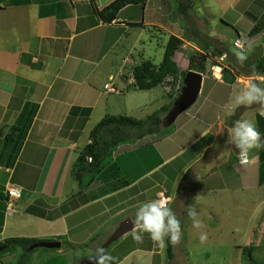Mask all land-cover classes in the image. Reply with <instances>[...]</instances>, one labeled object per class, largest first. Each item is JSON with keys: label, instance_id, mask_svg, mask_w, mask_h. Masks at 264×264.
Segmentation results:
<instances>
[{"label": "crops", "instance_id": "0c3cea01", "mask_svg": "<svg viewBox=\"0 0 264 264\" xmlns=\"http://www.w3.org/2000/svg\"><path fill=\"white\" fill-rule=\"evenodd\" d=\"M113 1L0 0V243L12 237L41 242L70 235L88 238L106 225L104 233L110 236L127 218L138 232L149 229L150 224L158 226L161 217L144 212L151 200L157 209L161 193L170 199L169 204L176 207L180 203L182 210L185 200L204 206L209 197L221 212L232 194L246 188L261 190L264 184V91L254 94L257 90H253L252 94L248 87L234 88L236 80L230 73L227 82L221 73V80L202 74L201 100L197 98L176 118L172 134L143 136L139 149L128 150L129 142L118 146L111 161L127 186L110 192L100 176L86 187L79 186L72 177L73 156L91 142L90 132L103 117L115 115L108 109L121 107L114 99L132 87V69L142 61L140 57L136 62L126 51L118 56L120 60L117 56L113 60L124 32L150 27L158 34L163 31L165 39L172 35L181 41L199 42L189 36L182 38L186 17L194 15L178 13L174 19L173 11L167 10L170 0H165L166 5L164 0H147L143 7L129 4L115 20L106 23L100 11ZM238 1L244 2L241 9ZM231 3L222 16L229 10L237 16L227 22L232 28L247 21L251 28L244 36L249 35L255 21L264 15V0ZM192 46L190 53L183 51L180 59L185 69L181 70H186L193 52L205 55L215 48L208 43ZM217 55L219 60L224 57ZM215 75L218 77V71ZM206 79L209 82L204 87ZM108 95L111 100L105 97ZM25 103L37 108L24 139H19L10 129L17 125ZM251 110L254 127L246 128V122L252 120ZM57 113V118L53 117ZM242 155L247 163L240 162ZM180 180H184V189L178 186ZM8 185L22 191L13 212L6 208ZM20 218L28 222L20 223ZM9 223L17 236L4 237ZM56 252L62 254L61 246ZM139 252L148 264L153 262L154 252L135 246L119 259L107 252L104 261L126 264ZM14 254H1L0 264L10 263L16 258Z\"/></svg>", "mask_w": 264, "mask_h": 264}, {"label": "rangeland", "instance_id": "374dc122", "mask_svg": "<svg viewBox=\"0 0 264 264\" xmlns=\"http://www.w3.org/2000/svg\"><path fill=\"white\" fill-rule=\"evenodd\" d=\"M184 1L187 0H170L171 7H168L167 10L173 11L174 16L172 17L174 19H177L176 15L178 13L183 16L186 12L187 15L192 12L194 16L189 15L186 17L183 30H187V36L190 39L199 40V37H202V41H181V46L178 45L175 52V60L178 61V66L181 69H185L180 59L182 54H185L183 51L187 52L186 50H188L190 53L193 49V44L208 43L209 45H214L217 50H220L224 57L219 60V55H217L214 49L209 50L211 54L203 51L205 57L208 58V61L205 62L206 71L204 75L213 74L214 76V73L217 71L220 73L221 70H218L220 67H210V62L213 61L212 63H217L227 68L229 72L231 70L230 75L236 80V83L232 87L241 90H247L248 87L249 90H252V94L253 90H257L254 91V94L259 91L263 92L264 82L258 79L263 78L264 80V76L260 77L254 72V61H258L264 56V31L257 34V36H244V32L251 28L247 21L242 20L236 23V27L234 26V28L228 25L227 22H233L237 16L230 10L227 11L224 17L222 13L225 11L226 6L232 4L233 0H194V3L190 0L192 3L191 9L186 11L181 9L180 6V3H186ZM163 2L166 5V1L164 0ZM238 2V7L241 9L244 2ZM179 9L182 11H179ZM149 29L151 28L144 27L125 31L113 51V60H116V56L120 60L118 56L123 51H126L136 62L141 57L143 61L150 60L155 65L159 64L162 61L167 39H165L163 31L158 34L156 31L153 32L152 29L149 31ZM196 33L197 35H195ZM137 36L138 40L135 42ZM237 37L241 39L246 37L249 41V45L244 52H241V50L235 48L233 45ZM208 82L209 80L206 79L203 82V86ZM202 93V91L199 93L200 98L202 97ZM122 94L124 95L117 96L114 99L116 104H120L121 107L118 109H108L110 114H115L113 116H127L141 120L154 113L166 102L167 104L170 103L166 89L161 85L146 91H138L130 87ZM105 97H109L111 100V95ZM255 112L258 111L256 110ZM250 114L252 120H248V124L246 122V128L254 127L253 110H251ZM58 115L59 113L53 117L57 118ZM174 123L171 127H173ZM172 129L174 128H170L167 133H170ZM150 135L145 136L148 137ZM236 135V132L233 133V137H236ZM140 140H129L128 144H131V146H129L128 150L135 147L139 149L142 146L138 143ZM147 147L150 146L148 145ZM82 149L73 158L76 156L75 159L77 160ZM116 151L113 154H116ZM132 155L136 157L135 152ZM120 176L123 178L121 174ZM184 180H180L178 185L182 189H184ZM149 181H145V184L147 182L149 184ZM187 197L192 198V194L188 193ZM207 198L209 201L205 202L204 206L197 205L191 201L193 199L186 198L188 200H185V210L180 209V203L176 207L175 203L169 204L167 208L168 212H165V210L159 211L156 209V204L155 206L153 205V200L148 201L146 204L149 207L144 214L149 213L153 218L161 217V220L157 223L158 226L148 223L150 224L149 229L134 232L136 228L130 233L125 234L126 236L114 241L106 250L102 248V245L109 237V233H104L109 225L100 227L88 238L76 237V235H70L67 238L61 236L56 238L59 240L56 242L61 244L62 254L57 253V249L37 247L33 248L27 254L25 261L20 262V264H98L97 261L102 252L105 251L106 254L112 251L114 259H119L123 254L129 252L133 246L140 249H149L154 252V259L151 264H248L250 259L243 248L250 246L252 248L248 251H251L250 257L252 261L257 264H264V184L261 190L246 188L243 191L232 194L224 202L223 206H220L221 212L218 205H216L217 202L213 203L212 201L214 200L212 198ZM170 210H173L172 215L169 213ZM23 220L25 219L20 218L18 222L24 223ZM25 221L28 222V220ZM174 222L179 223L180 226L175 225ZM11 223L4 229V237L18 235L13 230L14 226L10 225ZM167 236L171 238L173 243V258L171 260L167 258L164 252V243ZM46 240L50 241V239ZM27 251H29V248ZM14 252L17 253L14 254L16 258L11 259L10 263L7 264L19 262L22 251L17 249ZM158 252L161 253L158 254ZM142 257L143 254L141 252L133 253L126 264H138L142 262L148 264L147 258L142 259Z\"/></svg>", "mask_w": 264, "mask_h": 264}, {"label": "trees", "instance_id": "16d2710c", "mask_svg": "<svg viewBox=\"0 0 264 264\" xmlns=\"http://www.w3.org/2000/svg\"><path fill=\"white\" fill-rule=\"evenodd\" d=\"M146 2L147 0H114L100 11V17L104 22L110 23L116 19L118 12L123 7L129 4H139L143 7ZM184 2L186 3H180L181 9L184 11L191 9V1L187 0ZM181 9H179V11H182ZM183 16L186 17L187 12L184 13ZM136 26H138V24ZM262 31H264V15L255 21L253 28L249 32V36H253ZM183 33L182 38H186L188 33L187 30ZM195 35H197V33ZM200 38L202 39V37H199V41H201ZM180 44V38L172 35L169 36L165 43L162 61H160L159 64L155 65L150 60H142L132 69V87L135 90L146 91L161 85L166 89L167 97L170 98V103L162 106L157 111L141 120L127 116L108 115L103 117L91 130V142L82 149L73 165L72 177L79 183V186H88L91 182L96 180L98 176H100L99 178L104 184L109 185L110 192H114L127 186V181L121 178L119 169L111 161L113 152H115L118 146L127 143L129 140L140 139L148 134H156L160 137L169 133H167V131L172 127L162 128L161 120L167 113L171 103L178 96L185 73L188 70H192L204 74L206 71L205 62H207V57L197 51L193 52L192 55L188 57L186 70L180 69L175 60L176 48ZM204 48L207 49L208 47L206 48L203 46V49ZM215 51L217 54H222L220 50ZM215 66L221 68L222 79H225L227 82L230 73L229 70L217 63L210 62V67ZM254 72L259 76L264 75V56L258 61H254ZM231 80L234 82L233 79ZM36 108V105L29 103L24 104L18 117L17 125L10 129L12 130V136L17 135L19 139H24ZM8 139L9 137L7 136L6 140ZM16 146H18L17 142L15 144V147ZM263 154L264 152L262 153V159H264ZM2 199L3 198L0 195V200ZM50 242L56 241H44V243ZM37 243L43 242L29 238H8L0 243V247H4V249L0 251V255L6 252L11 253L14 252V250L19 249L22 251V256L20 257L19 262L17 261L15 264H20V262L25 261L27 254L32 251H27V249L31 245ZM172 244L171 238L167 236L164 243V252L170 260L173 258ZM250 248L252 247L248 246L243 248L244 252L247 253L250 259L248 264H257L253 262L250 257L251 251H248ZM104 260L105 251L100 254L97 263L103 264Z\"/></svg>", "mask_w": 264, "mask_h": 264}, {"label": "water", "instance_id": "95a60500", "mask_svg": "<svg viewBox=\"0 0 264 264\" xmlns=\"http://www.w3.org/2000/svg\"><path fill=\"white\" fill-rule=\"evenodd\" d=\"M202 77L203 76L201 73L192 70H188L185 73L182 79V87L180 88L178 96L171 103L167 113L161 120L162 128L170 127L180 114L188 110L195 103L202 88ZM133 228L134 224L132 223V221L129 218L125 219L107 238L105 243L102 245V248L106 249L114 241L133 230ZM60 246L61 244L59 242H43L31 245L29 247V251L37 247H43L47 249H58L60 248ZM3 248L4 247H0V250H2Z\"/></svg>", "mask_w": 264, "mask_h": 264}, {"label": "built area", "instance_id": "2783aa9c", "mask_svg": "<svg viewBox=\"0 0 264 264\" xmlns=\"http://www.w3.org/2000/svg\"><path fill=\"white\" fill-rule=\"evenodd\" d=\"M233 45L235 48L241 50V52H244L245 49L247 48V46L249 45L248 40L247 39H236L233 42ZM219 70H221V68H219ZM221 73V71H220ZM220 73L218 72V77H216L215 73H214V77L217 79H220ZM263 77V76H260ZM258 80L264 82L263 78H259ZM241 163H245L247 162V158L245 157V155L241 156L240 159ZM21 190L18 187H14V186H9L6 189V196H7V209H9L11 212L13 211V206L15 201H17L20 197H21ZM169 203V198L161 193L159 195V199L157 202V208L161 211V210H165L168 206Z\"/></svg>", "mask_w": 264, "mask_h": 264}, {"label": "clouds", "instance_id": "9594fccd", "mask_svg": "<svg viewBox=\"0 0 264 264\" xmlns=\"http://www.w3.org/2000/svg\"><path fill=\"white\" fill-rule=\"evenodd\" d=\"M238 36H239V35H238ZM236 39H241V38H240V37H237ZM236 39H235V40H236ZM243 39H247V38H246V37H243ZM235 40H234V41H235ZM247 40H248V39H247ZM248 43H249V41H248ZM215 67H217V66H215ZM263 76H264V75H263ZM247 162H248V160H247ZM247 162H245V163H247ZM9 186H11V185H8L7 187H9ZM14 187H16V186H14ZM6 189H7V188H6ZM6 189H5V196H6ZM20 190H21V189H20ZM21 192H22V191H21ZM21 196H22V194H21ZM20 198H21V197H20ZM20 198H19V199H20ZM6 199H7V196H6ZM19 199H18V200H19ZM158 199H159V198H158ZM15 202H16V201H15ZM157 202H158V201H157ZM169 202H170V199H169ZM6 204H7V201H6ZM168 204H169V203H168ZM14 206H15V203H14ZM167 207H168V206H167ZM6 208H7V205H6ZM157 209H158V208H157ZM166 209H167V208H166ZM166 209H165V210H166ZM158 210H159V209H158ZM159 211H160V210H159ZM161 211H164V210H161ZM12 212H13V211H12Z\"/></svg>", "mask_w": 264, "mask_h": 264}]
</instances>
